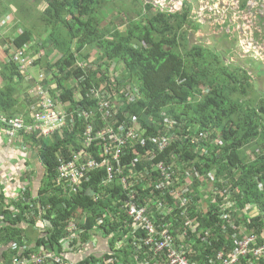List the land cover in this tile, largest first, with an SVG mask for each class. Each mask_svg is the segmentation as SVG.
Here are the masks:
<instances>
[{"label":"trees","instance_id":"16d2710c","mask_svg":"<svg viewBox=\"0 0 264 264\" xmlns=\"http://www.w3.org/2000/svg\"><path fill=\"white\" fill-rule=\"evenodd\" d=\"M109 1L12 0L18 11L12 16L11 34L2 37L8 58L0 64V76L5 84L0 88V114L12 118L20 114L30 124L32 112L45 97L54 101L61 93L64 101L76 104V89L72 86L78 83L86 100L79 104L98 109L99 101L89 97V90L93 86L110 88L117 84L125 93L122 94L125 112L139 123L134 129L136 143L129 145L127 157L137 159V169L149 174L143 177L145 186L138 189L137 200L140 208H146L149 222L158 228L163 225L174 235L186 234L187 245L195 250L194 254L187 255L195 264H219L220 253L229 257L238 243L248 237L251 249L264 246V92L253 81L251 71L239 63H226L225 55L208 45L191 43L190 33H198L197 28L204 25L191 18L189 2L181 12L170 14L156 10L147 0H138L142 9L134 12H139V19L128 16L122 30L106 24L103 10ZM6 2L0 0V21L10 13ZM42 2L47 6L39 13L36 9ZM247 2L242 0V9ZM31 10L39 14V34H47L46 39L40 38V44L35 42L39 37L33 29L34 22H28V26L22 23ZM21 28L24 29L19 32ZM40 46L51 53L41 57ZM93 50L100 54L94 57L95 62L90 53ZM19 51L24 58L34 61L23 71L13 60ZM52 55L54 62L50 59ZM78 60H84L92 68L75 69ZM249 62L257 64L253 58ZM33 68L39 72L37 76L31 75ZM110 71L120 73L114 81ZM41 75L43 81L39 79ZM128 86L135 90L133 100L127 99ZM39 87H49V94H37ZM29 91H36V100ZM23 93L26 105L20 110L18 104ZM32 105L34 110H28ZM167 120L172 122L168 124L170 128L166 127ZM20 135L42 154L47 175L41 198L34 200L27 188L24 196L11 204L19 210L15 217L4 209L5 198L0 196V216H7V226L0 229V244H15L17 250L11 251L15 259L12 262L47 246L62 254L60 239L65 232L61 223L84 217L86 221L80 225L82 235L79 240L75 239L74 247L84 250L91 238L93 245L87 247V254L78 258L79 264L109 261L144 264L158 258L142 243L136 246L120 238L122 230L133 231L135 225L121 223L108 230L107 224L100 223L109 204L94 201L93 194L87 192L97 189V174L91 175L83 185V192L79 191L73 198L63 197L60 188L55 192L51 188L57 169L69 158L67 148L74 138L49 146L47 139L40 140L43 146L40 149L36 135ZM164 142L166 147L162 149ZM65 143L67 148L60 157L56 152ZM160 159L167 160L178 179L175 187L150 190V176L157 186L153 171ZM183 185L188 191L183 190L179 195ZM205 186L209 190L200 192ZM112 197L117 201L124 199L119 193ZM39 199L49 218L56 216L43 231L45 234L42 232L43 236L38 234L34 238L32 246L31 237L23 236L21 224L37 219L33 215ZM49 205L51 208L47 209ZM92 232L97 235L92 236ZM65 254L66 259H71L69 253ZM8 256L6 259L11 262ZM257 264H264V259Z\"/></svg>","mask_w":264,"mask_h":264},{"label":"built area","instance_id":"2783aa9c","mask_svg":"<svg viewBox=\"0 0 264 264\" xmlns=\"http://www.w3.org/2000/svg\"><path fill=\"white\" fill-rule=\"evenodd\" d=\"M147 1L153 4L156 10L170 14L181 12L185 3L189 2L192 7L190 16L193 20L204 26L208 23L205 27L208 31L214 28L229 35L232 34V31L241 33L240 35H246L247 29L242 25L250 20L248 15L242 14V12L234 13V10L264 11V0L247 2L245 9L241 8L242 0ZM250 3H253L254 7H251ZM251 45L254 49L260 50L257 41H253ZM243 52L249 53L244 48ZM13 60L22 71L32 66L34 62L29 57L24 58L23 53L20 51L15 54ZM74 68L86 71L92 66H88L84 60H78ZM111 74L112 72L109 73L112 78ZM39 79L44 80L42 75ZM106 87L93 86L89 90V97L99 101L98 109L97 107L96 109L92 108L91 105L81 106L79 104L80 101L85 99L81 93V85L78 83L72 86V88H78L79 97L76 105L72 106L69 103L56 104L51 98L45 97L39 107L32 112L30 124L25 123L22 117L11 119L0 117V131L11 138H15L21 133L51 137L56 134L61 135L64 132L72 134H75L78 130L84 132L83 138L77 139L76 144L68 146L69 158L64 159V162L59 166L57 176L51 185L54 192L57 188H60L63 190L62 193L60 192L63 197L73 198L79 191L83 192V185L91 179V175L97 174V189H89L87 192L92 193L93 190L94 201L103 200L106 204H109V208L111 207V209H107L105 216L99 220L100 223L107 224L108 230H111L113 226H119L121 223L135 225L136 228L133 231L125 232L122 230L120 238H123L124 242H131L136 246L142 243L144 248L149 247L150 251L158 257L157 259L151 258V261L144 264H195L187 255L188 253L194 254L195 250L187 245L186 234L174 235L163 225H160L159 228L152 225L145 215L146 208H140L137 205L138 189L144 188L143 177L149 175L137 169V159L132 158L130 160L127 157L129 145L136 143L134 141L136 138L134 129L138 128L139 123L135 117L124 110L125 101L122 98V94H125L124 91H121L117 84L111 85L110 88ZM126 91L127 99L133 100L135 90L128 86ZM38 93L45 96L48 91L43 87H39ZM165 147L166 143L164 142L162 149ZM154 159L155 156H152L151 160ZM153 174L157 177V186L153 185L150 176L148 181L150 190L155 188L162 191L161 188L165 186L175 187L178 177L168 166L166 159H160L156 162ZM181 189L179 195L183 190L188 191L186 185ZM25 192H27V187L21 190L19 198L22 195L24 196ZM118 193L124 197L122 201H117L112 197ZM50 208L51 205L47 206V209ZM85 221L86 218L84 217L80 220L61 223L64 225L65 232L60 239L63 248L62 254H58L50 246H47L46 248H40L38 252H34L29 256H23L14 264H79L78 258L87 254V247L93 245V239L91 238L84 250H78L77 247H74L76 246L75 239L79 240L82 235L83 230L80 225H83ZM95 235L97 233L92 232V236ZM181 242L184 244H180ZM250 242L249 237L240 241L236 248L230 252L229 257H226L223 252L220 253L218 256L219 264H257V262H260L264 259V246L253 250L250 248ZM65 252L69 253L71 259L65 258ZM112 254L114 255L113 252ZM112 262L116 264V261ZM112 262L109 261L107 264H112Z\"/></svg>","mask_w":264,"mask_h":264},{"label":"crops","instance_id":"0c3cea01","mask_svg":"<svg viewBox=\"0 0 264 264\" xmlns=\"http://www.w3.org/2000/svg\"><path fill=\"white\" fill-rule=\"evenodd\" d=\"M2 18L1 20H3ZM9 21V20H8ZM3 34H6V32H9V30H2ZM0 64L5 63L8 58V54L5 51V47L0 46ZM97 59H95L96 61ZM5 61V62H4ZM93 61V62H95ZM106 67L104 66V69ZM1 70V68H0ZM37 69L33 68L31 70V75L32 76H37L38 73H36ZM112 79H114L117 76V73L114 74L112 73ZM75 85V84H74ZM100 86V85H99ZM5 84L4 81L2 80L0 76V88H4ZM21 88H23V85H20ZM45 89V87H43ZM76 89V92L74 94V101H78V90L77 88H72ZM22 90V89H21ZM33 90V89H30ZM49 94V87L46 88ZM31 96V98L35 99L36 91L28 92ZM25 98V97H24ZM26 99V98H25ZM36 100V99H35ZM54 101L56 104H61V103H69L72 106L76 105L72 103L71 101H64L62 98V95L58 97H55ZM26 105L25 100H22L18 104V109H22ZM81 106H86V105H81ZM34 110L33 105L29 107L28 110ZM0 117H4L7 119H11L12 117H8L5 115H1ZM13 117H22V115L18 114ZM72 133L70 132H64L63 134H56L51 137H43V136H36V139L39 142V148L42 149V144L40 140H45L49 141L50 144H59L62 141H65L68 139V137H72L73 143L70 145L76 144L77 139L83 138L84 132L81 131H76L74 136H71ZM56 137V138H55ZM47 139V140H46ZM67 148L66 143L64 145L60 144L59 149L57 150L56 154L58 156H63L64 155V149ZM68 152V148H67ZM46 175H47V170L46 166L43 163V157L42 154L40 156V153L38 152V149L36 146H31L30 142H28L27 138L25 136H22L18 134L15 138H11L7 136L4 132L0 131V196L5 198V206L4 209L8 210L11 212L12 216L15 217L18 213L19 210L12 206L11 204H16L19 201V194L21 190L24 187L29 188V191L32 193V196L34 197V200H37V198H41V188L42 186L44 187L46 184ZM42 204L41 200H38V205L36 204V213H34L33 216H37V219L34 220L33 222H27L26 224H21V229L23 230V236L25 237H31L32 243L30 245H34V238L40 234L43 236L45 234V229H47L48 226L51 225V220L55 218L56 214L53 216H50L49 218V213L47 211H44L45 209L42 210ZM2 208V202L0 201V211ZM1 214V213H0ZM6 215H1L0 216V229L5 228L6 225ZM43 232V234H42ZM13 249L17 250V247H15V244L5 246L3 244H0V264H14L18 261L12 262L14 259V254L12 255L13 252H11ZM8 258H11V262L7 261L6 255H8Z\"/></svg>","mask_w":264,"mask_h":264},{"label":"rangeland","instance_id":"374dc122","mask_svg":"<svg viewBox=\"0 0 264 264\" xmlns=\"http://www.w3.org/2000/svg\"><path fill=\"white\" fill-rule=\"evenodd\" d=\"M138 0H110L109 3L105 6L103 13L106 17L107 23H111L112 27H119L122 30L125 29V25L123 23L127 24V18L128 16L133 19H139L138 13L134 12V10H141L142 8L137 3ZM259 0H249V2H258ZM28 4H31L29 2ZM10 9V13L4 17L3 20L0 21V32H3L2 30H9V32H6V34H0V46H3L4 39H2L3 36L10 35L12 28H14V14L17 13V7L15 4L12 3V0H7L5 3ZM251 7H254L253 3L249 4ZM46 3L42 2L38 5L37 11L42 12V9L46 7ZM34 8V7H33ZM36 10H31V12L28 14V18L25 20L27 22H24L25 20H22V23L24 25L28 26V22H34V31L37 37L35 42L40 44V38L46 39L47 34H39L41 31L39 30L40 24L37 20V16L39 15ZM234 13H240L246 14L250 17V20L248 23H245L244 27H246L247 32L246 35H240L241 33H237L232 31V34L229 35L228 33H225L224 31H221L219 29H210V31L206 30L204 26H200L197 28L198 33H190V41L193 45L201 44L208 45L211 47L212 50L216 51L218 54L225 55L224 59L226 63H239L243 68H246L248 71H251L250 73L253 75V80L258 85V89L264 92V11H237L234 10ZM260 18L261 21H260ZM9 19V21H8ZM8 21V22H7ZM201 24V23H199ZM4 25V26H3ZM202 25V24H201ZM208 23L205 25L207 26ZM24 28H21L19 32H21ZM253 41H257V45L260 50H256L252 47L251 43ZM36 45V43H35ZM31 50L32 53L35 54V51L31 49L30 46L26 47ZM243 48L245 51H248L249 53H244ZM39 55L42 57V55H48L51 52L48 48H42V46L39 47ZM252 52V53H251ZM92 53L91 56L97 57V55H100L98 51H90ZM257 55H254V54ZM0 56H2L0 54ZM253 58L254 62H257L256 65L249 62L250 59ZM50 59L53 61L55 60V56L52 55ZM95 61V58L94 60ZM54 62V61H53ZM252 72H256L257 74H261L259 77L255 76ZM38 73V71H36ZM120 73H117V75ZM25 87L23 86V90ZM24 93L22 94V100H26L24 98ZM167 126L170 128L172 125V122L167 120ZM205 190H209V186H205L202 189H200V192H203Z\"/></svg>","mask_w":264,"mask_h":264},{"label":"water","instance_id":"95a60500","mask_svg":"<svg viewBox=\"0 0 264 264\" xmlns=\"http://www.w3.org/2000/svg\"><path fill=\"white\" fill-rule=\"evenodd\" d=\"M92 194H94V191H92Z\"/></svg>","mask_w":264,"mask_h":264}]
</instances>
